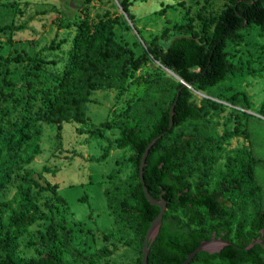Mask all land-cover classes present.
<instances>
[{"label":"trees","instance_id":"1","mask_svg":"<svg viewBox=\"0 0 264 264\" xmlns=\"http://www.w3.org/2000/svg\"><path fill=\"white\" fill-rule=\"evenodd\" d=\"M119 3L133 22L130 1ZM1 4L4 3L0 0ZM115 22V18L103 16L93 23L86 14L76 23L67 22L65 27L74 25L75 32L62 67L49 73V81L42 79L40 70L55 61L42 53L59 49L64 43L62 39L53 37L32 55H0L2 61L25 67L18 91L0 88V264H67L65 251L80 264H109L113 249L107 245L89 254L73 245L75 232L66 226L65 200L58 193L57 184L41 183L20 169L40 152L42 122L56 123L58 128L62 122L83 124L88 119L86 105L92 100L91 91L107 88L122 93L133 80L145 82L141 95L100 125L116 128L118 136L111 140L100 127L91 130V135L108 141L99 158L108 154L112 145L131 152L129 175L106 186L103 194L113 223L126 226L132 233L125 242L139 253L133 264H142L144 234L159 211L145 197L138 174L145 147L158 135L161 137L145 159L143 179L154 199L162 197L166 201V210L150 248L148 264H181L209 237V227L214 225L209 220L222 218L233 228L240 223V217H253L264 227L259 186L253 175L256 160L250 149H236L225 156L223 169L214 170L216 156L233 131L216 135L210 129L209 114L224 108L249 110L247 94L242 90L207 93L197 105L192 91H207L227 81L259 74L252 59L238 58L234 62L228 44L243 43V31L256 27L264 48V0H226L217 16L201 17L200 31L194 30L190 21L165 27L153 40L143 39V50L138 56L118 42ZM134 28L139 34L135 24ZM151 57L161 67L141 78L136 70ZM164 69L171 70L182 81L174 76L167 79ZM11 84L5 80L4 85ZM179 88L169 129V110ZM258 113L264 116V102ZM9 187H15L13 195L3 198ZM44 192L49 193L43 201L47 213L42 212L39 204ZM222 201H229L232 206L225 207ZM39 220H43L44 227L28 240L37 256L25 258L19 254V238L30 233L29 227ZM227 250L231 252L209 257L212 262L205 257L212 253L197 252L188 264H264V255L231 258L233 249Z\"/></svg>","mask_w":264,"mask_h":264},{"label":"rangeland","instance_id":"2","mask_svg":"<svg viewBox=\"0 0 264 264\" xmlns=\"http://www.w3.org/2000/svg\"><path fill=\"white\" fill-rule=\"evenodd\" d=\"M0 5V55H32L47 45L53 37L62 39L64 43L57 50L43 52L46 59H54L55 64L45 65L40 70L42 79H51L49 73L59 70L65 61V52L69 49L71 38L75 32L74 25L65 27L67 22L76 23L83 14L88 20L97 22L101 17L115 18L114 31L118 42L126 45L135 56L141 54L143 39L153 40L161 35L165 27L171 28L188 21L194 30L200 31L201 17L210 19L219 14L226 0H129V9L133 22L125 17L119 0H1ZM127 23L129 26H127ZM139 30L137 34L136 28ZM59 26V27H58ZM174 30H172L171 33ZM245 41L234 45L228 44L233 52V61L252 59V66L258 75H248L243 80H231L220 87H212L207 91L192 90L193 99L200 105L201 98L213 95L218 91L242 90L247 94L251 108L240 111L224 108L211 112L210 129L216 135L225 130L233 131L216 156L215 172L223 169L225 156L233 154L236 149L247 147L256 160L253 167L254 182L259 186V206L264 212V116L258 109L264 102V48L258 29L253 27L243 31ZM142 45H141V44ZM151 61L142 64L137 75L141 78L152 73L159 63L151 57ZM161 67V66H160ZM25 67L13 62H5L0 58V88L17 90L23 82L22 73ZM167 79L174 78L173 73L164 69ZM12 82L4 85L5 80ZM145 82L127 84L119 93L114 89L96 88L90 93L86 105L85 123L62 122L60 128L56 123L42 122L43 134L39 143L40 152L20 172L28 171L36 180L43 183L49 181L57 184L58 193L65 200V223L75 232L73 245L82 253L89 254L99 247L107 245L113 249L109 256V264H133L139 256L138 251L125 241L132 237L131 231L124 225H116L109 214L103 190L118 179L130 173V151L112 145L108 154L99 158L104 151L107 140L91 135L94 127H100L105 135L113 140L118 136L114 127H101L108 122L128 102L141 95ZM233 116H230V115ZM230 116V117H229ZM111 121V120H110ZM102 123V124H101ZM99 158V159H97ZM15 187H9L3 198H10ZM48 192L42 193L39 204L43 206ZM43 220L29 227L30 233L19 238V254L25 258L37 256L35 250L28 245L34 232L42 229ZM63 257L67 264H80L69 252ZM98 264H103L102 261Z\"/></svg>","mask_w":264,"mask_h":264},{"label":"flooded vegetation","instance_id":"3","mask_svg":"<svg viewBox=\"0 0 264 264\" xmlns=\"http://www.w3.org/2000/svg\"><path fill=\"white\" fill-rule=\"evenodd\" d=\"M221 204L225 207L232 206V203L229 201H222ZM209 221L212 223L214 222V225L212 224L213 226L211 225L209 227V237L203 240H211L213 238L216 241L218 240L216 246L219 249L209 254L210 256H205L208 257L209 262H212V259L209 257L213 255L229 254L231 251L227 250L228 248L233 249L230 254L231 258H242L244 255H248L249 257L264 255V227L259 225L260 221L255 220L253 217H250L248 220L240 217L238 219L240 223H238V221L237 223L242 226L240 227L237 225V227L234 226L233 228L228 227L222 218ZM244 223H246V227ZM259 249H262L263 252L261 253Z\"/></svg>","mask_w":264,"mask_h":264},{"label":"water","instance_id":"4","mask_svg":"<svg viewBox=\"0 0 264 264\" xmlns=\"http://www.w3.org/2000/svg\"><path fill=\"white\" fill-rule=\"evenodd\" d=\"M124 12V11H123ZM125 14V17L128 19V16L127 14L124 12ZM168 70V69H167ZM168 71H171V70H168ZM172 72V71H171ZM173 73V76L182 81L178 75H176L174 72ZM182 84L184 86H187L189 84L185 83V82H182ZM181 88L178 89L177 91V95L170 107V110H169V117H170V121H169V129L172 127V124H173V120H172V117H173V111H174V107H175V104L177 102V98H178V94H179V91H180ZM161 137V135H158L156 137H154L148 144L147 146L145 147L141 157H140V163H139V170H138V174H139V179H140V182L142 184V188H143V191H144V195L145 197L147 198V200L149 201L150 204L152 205H155V206H158L159 207V211L157 213V215L151 220L145 234H144V239H143V243H142V248H141V263L142 264H148V254H149V251H150V248L153 244V242L155 241L159 231H160V227L162 225V218H163V214H164V211L166 210V201L161 197L159 200H156L154 199L147 191V188H146V185L144 183V179H143V167H144V164H145V159L147 157V154L150 150V148L152 147V145ZM218 241V240H217ZM217 241L213 238L211 240H203L199 243V245L193 249L188 255L187 257L182 261L181 264H188L192 258L195 256V254L197 252H200V251H206V252H215V251H218V247L216 246L217 245Z\"/></svg>","mask_w":264,"mask_h":264}]
</instances>
